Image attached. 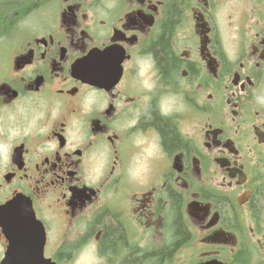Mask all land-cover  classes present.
<instances>
[{
	"label": "flooded vegetation",
	"instance_id": "1",
	"mask_svg": "<svg viewBox=\"0 0 264 264\" xmlns=\"http://www.w3.org/2000/svg\"><path fill=\"white\" fill-rule=\"evenodd\" d=\"M15 198L54 264H264V0H0Z\"/></svg>",
	"mask_w": 264,
	"mask_h": 264
},
{
	"label": "water",
	"instance_id": "2",
	"mask_svg": "<svg viewBox=\"0 0 264 264\" xmlns=\"http://www.w3.org/2000/svg\"><path fill=\"white\" fill-rule=\"evenodd\" d=\"M6 223L7 251L0 264H54L43 255L45 230L31 204L15 198L0 210Z\"/></svg>",
	"mask_w": 264,
	"mask_h": 264
},
{
	"label": "trees",
	"instance_id": "3",
	"mask_svg": "<svg viewBox=\"0 0 264 264\" xmlns=\"http://www.w3.org/2000/svg\"><path fill=\"white\" fill-rule=\"evenodd\" d=\"M171 22L167 23L166 25V30L167 32L170 31L171 29ZM157 46L159 47V60L161 62L162 67L165 70H168L175 66L176 60L172 56V54L169 51L168 47V40L165 36H162V38L158 41ZM167 136L169 137L170 142H167L169 145L172 142V144H177L176 143V137L173 135V131L171 128L166 129ZM177 235L180 236V238H183V235L181 234V230L179 226L177 227ZM102 236L106 241V247L115 250L117 247H119L122 243L125 242L124 234L122 233L121 229L117 227H107L104 228L102 231ZM179 239V237H177ZM239 258H243V254L238 253Z\"/></svg>",
	"mask_w": 264,
	"mask_h": 264
},
{
	"label": "rangeland",
	"instance_id": "4",
	"mask_svg": "<svg viewBox=\"0 0 264 264\" xmlns=\"http://www.w3.org/2000/svg\"><path fill=\"white\" fill-rule=\"evenodd\" d=\"M84 261V259H78L76 261H74L73 264H81Z\"/></svg>",
	"mask_w": 264,
	"mask_h": 264
}]
</instances>
